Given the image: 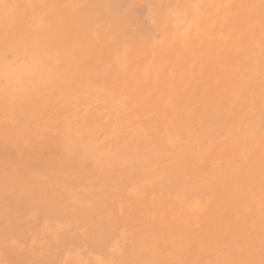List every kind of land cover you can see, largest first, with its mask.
Returning a JSON list of instances; mask_svg holds the SVG:
<instances>
[{"label":"bare ground","instance_id":"1","mask_svg":"<svg viewBox=\"0 0 264 264\" xmlns=\"http://www.w3.org/2000/svg\"><path fill=\"white\" fill-rule=\"evenodd\" d=\"M0 55V264H264V0H0Z\"/></svg>","mask_w":264,"mask_h":264},{"label":"rangeland","instance_id":"2","mask_svg":"<svg viewBox=\"0 0 264 264\" xmlns=\"http://www.w3.org/2000/svg\"><path fill=\"white\" fill-rule=\"evenodd\" d=\"M32 60V59H31ZM3 62V58H2V56L0 55V65H1V63ZM21 62V63H20ZM17 65V66H16ZM35 65V63H32V61H30V60H24V59H18L17 60V62H15V64L13 65V67L14 68H16L15 70H17L18 72H20V71H22V70H24V69H26L25 67H32V66H34ZM19 67V68H18ZM1 71H3V70H0V74L2 73ZM10 86V85H9ZM9 86H6V87H9ZM11 87V86H10ZM9 89V88H8ZM44 129H43V131H46L48 128H47V126L46 127H43Z\"/></svg>","mask_w":264,"mask_h":264}]
</instances>
